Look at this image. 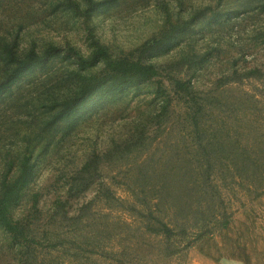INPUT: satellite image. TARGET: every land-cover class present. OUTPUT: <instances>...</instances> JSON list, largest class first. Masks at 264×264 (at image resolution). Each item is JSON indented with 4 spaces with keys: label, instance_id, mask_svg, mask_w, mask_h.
<instances>
[{
    "label": "rangeland",
    "instance_id": "374dc122",
    "mask_svg": "<svg viewBox=\"0 0 264 264\" xmlns=\"http://www.w3.org/2000/svg\"><path fill=\"white\" fill-rule=\"evenodd\" d=\"M60 1L0 0V35H18L21 52L31 47L42 52L53 44L88 55L99 43L118 57L137 55L171 23H189L171 45L147 59L158 67L157 77L100 91L66 118L54 119L59 106L51 110L54 98L62 101L76 82L63 56L28 70L0 100V190L28 157L32 178L10 212L34 230L25 240L0 225V264H54L60 254L52 245L63 237L66 247L74 239L92 244L100 239L105 254L93 264H119L124 257L117 251L134 243L145 244L136 254L132 250L138 264H264L262 173L225 179L226 171H220L224 203L214 210L226 212L231 221L178 258L150 255L156 242L143 232L154 221L148 210L158 197L152 189L158 181L176 177L165 202L189 210L184 174L170 172L192 160L193 146L175 79L190 80L204 100L206 117L235 134L225 136L233 145L229 149L245 164L264 163V0H112L89 14H84L86 0H76L77 13ZM102 68L100 63L83 71ZM158 80L165 93H158ZM87 163L99 171L92 184L78 187L74 178ZM105 185L116 197L105 198ZM168 207L161 206L158 215ZM66 213L82 216L75 232L63 219ZM183 215L177 211L178 218ZM61 230L63 237L57 236ZM68 253L62 257L70 262Z\"/></svg>",
    "mask_w": 264,
    "mask_h": 264
},
{
    "label": "trees",
    "instance_id": "16d2710c",
    "mask_svg": "<svg viewBox=\"0 0 264 264\" xmlns=\"http://www.w3.org/2000/svg\"><path fill=\"white\" fill-rule=\"evenodd\" d=\"M111 1L86 0L87 8L84 10V14H89L91 10L105 6ZM60 5L72 9L76 13L81 10L76 0H61ZM188 23L189 21L171 23L158 36L152 37L141 45L137 49V55L131 52L128 55L118 57L110 53L106 45L99 43L94 46L88 55L83 54L74 46L60 47L53 44L42 52H39L34 47L21 52L18 35H0V58L2 57L0 100L12 91L13 86L23 78L28 70L63 56L72 66L68 74L76 82L72 90L66 96L64 95L62 101H59L57 97L54 98L51 110L59 106L60 109L54 119L66 118L72 113L81 110L100 91L123 89L157 77L159 75L158 67L148 62L147 59L171 45L179 32ZM100 63H103V68L98 73L83 71L94 69ZM158 82V93H165L161 85L162 82L160 80ZM173 82L176 93L181 95L186 106V117L190 123V130L188 131L192 136L193 146L192 148L189 147L192 160L188 164H183L180 168L172 166L170 172L175 175V170H178L181 171V176L184 174L183 181L186 185V195H184L186 199H184V202L189 210L183 212L181 205L177 203L167 204L165 202V198L169 196L167 192L170 188L168 187L170 185L176 186V177L170 182L167 179L158 181L155 187H152L153 190H156L158 197H155L154 203L148 210L154 221L149 220L143 230L144 234L149 235L156 242L155 247H153L154 250H152L153 253L151 252L150 255L155 253L166 259L178 258L199 240L212 235L217 229H224L230 223V215L223 211L217 212L214 210V206L218 202L222 205L224 203L221 188L217 184L220 171H226V176L223 177L225 179L227 176L233 178L236 176L241 177L243 174L260 175L262 173L264 183V163L257 165L245 164L244 160L240 159L241 154L229 149L228 146L232 145V143H227L225 136L230 138L235 136V134L230 136L229 132H224V128H226L224 123H219L217 119L210 120L208 115L206 117L204 100L195 90L191 81L175 79ZM168 102L170 101L168 100ZM206 119L209 121H206ZM230 150L231 152H229ZM235 159L239 163L234 162ZM91 165V163H87L80 174L74 178L78 187H85L94 182L93 176L96 171H99V167L94 166V171ZM254 167L263 170L257 172V169H253ZM32 174L33 164H30L28 157L23 158L19 174L13 180L5 181L0 190V225L16 238L25 240L32 238L34 230L23 221L15 220L11 215L10 209L19 201L23 189L32 178ZM232 182L234 183L233 179ZM228 186L229 184L223 188H229ZM262 188L264 191V185ZM103 190H105V198L116 197L110 187L105 185ZM176 190L179 191L180 189L177 188ZM218 199L219 201H216ZM195 204L199 205H196L198 208L194 210ZM161 206H169L166 212L162 214V217L158 215V213H162ZM171 210L174 215L170 218L167 212ZM177 211L184 213V215L178 218ZM220 215L223 218L222 221H218ZM81 217L67 216L66 213L63 219L72 223L73 229L71 232H75L77 230L76 225L80 222ZM215 222L219 223V225L215 226ZM62 233L64 234L63 230L57 236L63 237ZM64 241H66L65 237L60 242L52 245V248H57L56 252L60 254L56 256L59 258L58 260L56 259L54 264H93L91 260L96 258V256L104 257L106 249L98 238L95 239L93 244L85 239H74L67 247ZM144 245L134 243L129 245V247H123L121 251H117L122 253V257H124L118 260L119 264H138V261H135L138 259L132 256V250L136 254L137 248H142ZM67 253L70 262L62 257ZM51 263L53 262L43 260V264Z\"/></svg>",
    "mask_w": 264,
    "mask_h": 264
}]
</instances>
